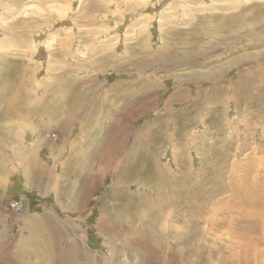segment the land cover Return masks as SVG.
I'll list each match as a JSON object with an SVG mask.
<instances>
[{
	"label": "rangeland",
	"instance_id": "374dc122",
	"mask_svg": "<svg viewBox=\"0 0 264 264\" xmlns=\"http://www.w3.org/2000/svg\"><path fill=\"white\" fill-rule=\"evenodd\" d=\"M92 255L264 264V0H0V264Z\"/></svg>",
	"mask_w": 264,
	"mask_h": 264
},
{
	"label": "bare ground",
	"instance_id": "6f19581e",
	"mask_svg": "<svg viewBox=\"0 0 264 264\" xmlns=\"http://www.w3.org/2000/svg\"><path fill=\"white\" fill-rule=\"evenodd\" d=\"M251 36V35H250ZM121 178V177H120ZM71 190H73V189H71ZM83 192V191H82ZM82 192H78L77 193V195H76V197H82ZM164 198H166V195L165 194H162L161 196L159 195L157 198H156V200H158V201H162V200H164ZM133 199V198H132ZM130 200V199H129ZM155 201V200H154ZM157 204V203H156ZM125 209H127V208H125ZM163 228V227H162ZM125 244V243H124ZM79 245H82V243L81 244H79ZM162 249H163V247H162ZM161 249V250H162ZM165 250V249H164ZM80 252H82V253H84L85 254V258H88L89 259V254H88V252H87V249L84 247V250H79ZM94 255H92V257H93ZM94 258V260H96L97 261V264H102V263H100V261L98 260V258L97 257H93ZM44 260H45V258H43ZM80 259H84L83 257H81ZM103 264H106V262H104Z\"/></svg>",
	"mask_w": 264,
	"mask_h": 264
},
{
	"label": "built area",
	"instance_id": "2783aa9c",
	"mask_svg": "<svg viewBox=\"0 0 264 264\" xmlns=\"http://www.w3.org/2000/svg\"><path fill=\"white\" fill-rule=\"evenodd\" d=\"M12 205H15V206H17L18 204H16V202H13V203H12Z\"/></svg>",
	"mask_w": 264,
	"mask_h": 264
},
{
	"label": "crops",
	"instance_id": "0c3cea01",
	"mask_svg": "<svg viewBox=\"0 0 264 264\" xmlns=\"http://www.w3.org/2000/svg\"><path fill=\"white\" fill-rule=\"evenodd\" d=\"M34 159H36V157H34ZM108 163H109V161L106 164H108Z\"/></svg>",
	"mask_w": 264,
	"mask_h": 264
}]
</instances>
